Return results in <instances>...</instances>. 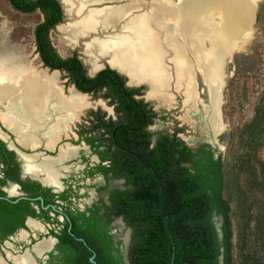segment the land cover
<instances>
[{"label":"trees","instance_id":"trees-1","mask_svg":"<svg viewBox=\"0 0 264 264\" xmlns=\"http://www.w3.org/2000/svg\"><path fill=\"white\" fill-rule=\"evenodd\" d=\"M8 2L16 11L41 13L42 20L35 25L33 35L43 65L62 71L77 90L102 97L114 106L116 119L100 108L87 113L91 125L85 130L94 133L86 137V142L92 147L105 146L106 151L99 153L103 159H110L108 170L129 184L125 190L111 191L103 215H121L131 227L129 264H220V255L222 264H233V194L220 158L215 160L209 154L206 160L192 159L191 149L167 134L159 135L151 145L153 133L146 127L156 113L150 102L140 97L144 86L127 85V78L108 65L90 75L77 54L63 57L53 46L50 31L62 21L64 12L58 0ZM229 138L230 150H234V143L241 149L231 170L236 208L242 213L251 192L259 189L264 195V91L255 104L253 117L232 129ZM241 179L247 181L242 185L246 189L239 186ZM255 203L250 201L245 208L243 233L247 232L248 240L253 239L254 248L246 253L244 264H264V206L253 212ZM215 211L222 215L221 240L213 220ZM85 219L86 228H78L74 221L73 229L95 250L97 264H120L109 245L107 221L91 224L90 218ZM76 244L66 251L65 264H91V252L80 242Z\"/></svg>","mask_w":264,"mask_h":264},{"label":"flooded vegetation","instance_id":"flooded-vegetation-1","mask_svg":"<svg viewBox=\"0 0 264 264\" xmlns=\"http://www.w3.org/2000/svg\"><path fill=\"white\" fill-rule=\"evenodd\" d=\"M58 1L60 3V0ZM100 4L104 3L96 5ZM114 5L117 4L111 6ZM170 74V88H175L172 68ZM194 78L195 91L191 100L187 101L185 93L178 90L183 96L178 114L190 124L196 135L194 139H198L199 143H187L179 135L181 129L178 128L173 132L152 131L150 126L162 115H159L150 103L156 113L153 122L146 127L153 133L150 137L151 145L159 135L167 134L182 140L191 149L192 159L201 157L206 160L205 156L210 154L213 159L220 158L223 162V155L219 152L221 140L229 138L232 130L222 133L224 127L217 140L214 138L217 131L211 122V92L199 70H196ZM140 86H144V94L146 86ZM68 89L69 87L66 88L67 93L64 96L68 95ZM169 99L166 102L159 99L160 104L166 108L171 107L172 101ZM110 106V117L116 119L114 106ZM84 110H80L77 116L73 114L64 118L59 123L54 121L56 116L52 115L54 119L46 121L39 130L31 132L26 125L21 126L18 121L17 115L25 114L20 103L10 108L8 102H0V264H65L68 256L66 251L70 252L72 246L77 245L76 242L85 246L75 238L84 237L73 229L76 224L78 228H86L85 217L91 219V224L107 221L105 228L110 236L111 251L120 264H129L131 227L121 215L111 213L108 218L103 216L110 204L111 191L125 190L129 184L124 177L108 170L110 159H103L99 153L106 151L105 146L92 147L86 142V137L91 136L94 131L85 130L88 129L87 126L76 128L75 131L69 129L74 121H78ZM70 117H73L74 121L68 124ZM59 118L61 117L57 119ZM222 118L225 125L223 112ZM187 164L190 165V162ZM94 216L98 219H93ZM120 228L125 231L124 234ZM85 241L87 242L86 239ZM66 242L70 245H65Z\"/></svg>","mask_w":264,"mask_h":264},{"label":"bare ground","instance_id":"bare-ground-1","mask_svg":"<svg viewBox=\"0 0 264 264\" xmlns=\"http://www.w3.org/2000/svg\"><path fill=\"white\" fill-rule=\"evenodd\" d=\"M75 1L78 15L73 23L75 37L106 33L102 37L94 36L87 43V49L92 55L111 57V66L131 79L138 77L140 62L152 54L148 71L157 70L156 76L163 77V80L152 81L151 87L153 94L164 102L170 98L165 90L170 87L171 68L175 88L185 93L187 101L194 95V77L199 70L211 92L212 125L217 132L221 130L218 104L222 86L220 63L238 37L247 35L255 0H181L178 8L171 7L167 0H152L151 4L142 0H117L120 4L88 10V3L114 0ZM75 3L64 0L65 12L70 14ZM215 14L220 18L216 23L209 20ZM206 40L210 42L209 46ZM17 61L0 60V102H8L10 108L16 103L21 104L25 114L17 115V118L28 131L39 130L53 118L52 115L56 116L53 119L57 123L73 114L77 116L86 106L85 95L70 90L67 97L62 96L53 74L56 71L43 79V72L26 73L28 66ZM59 116L61 118L57 119Z\"/></svg>","mask_w":264,"mask_h":264},{"label":"rangeland","instance_id":"rangeland-1","mask_svg":"<svg viewBox=\"0 0 264 264\" xmlns=\"http://www.w3.org/2000/svg\"><path fill=\"white\" fill-rule=\"evenodd\" d=\"M63 1L64 0H62V7L64 9ZM70 1L73 3L76 2L75 0ZM106 2L107 1H103L102 3ZM256 2H258V6L256 9V20L253 24L252 35L249 38L244 49L236 52L233 58L231 60H228L225 65L226 82L223 91L224 97L222 103V112L226 126L222 123L220 117V122L222 123L221 130H223V128L225 127L222 133L231 131L237 126L247 123L253 117L255 104L258 102V98L262 91H264V0H255V3ZM114 3L120 4V2L117 0L107 2V4ZM75 10L77 11L76 3L72 5V12L70 14L66 13L64 10L62 21L59 22L50 31V38L53 46L61 56L66 57L74 53L77 54L84 62L88 73L90 75H93L97 71V69L104 67L108 63L111 65V57H109L108 55H92L87 49V43L94 36L102 37L105 36L106 33L100 32L99 34H90L91 36L89 35L75 37L76 30L75 28H73V23L76 19H78ZM41 20L42 15L38 10L32 13L19 12L11 7L8 0H0V60L10 63L13 59H16L20 61V63L28 66V70L26 73L38 74L40 72H43V79L55 74L57 78V86L60 88L61 94L65 98L69 95L68 94L67 96H64L65 93H67L66 88L71 86V84L65 77V74L62 71L51 74L47 73L45 70L40 69L42 67V64L35 50L33 29L35 25ZM209 20L216 23L220 20V18L218 14H215V16ZM248 35L249 32L246 36ZM205 42L207 43V46L210 45V42L208 40H206ZM152 56V54H148L145 59L140 62L138 74L143 77H149L151 81L161 82L163 80V77L156 76L157 73H159L157 70H153L152 72L148 71L149 62L153 58ZM199 63L200 61L197 62V64ZM220 70L222 76L221 81L223 83L224 58H222L221 60ZM62 89L64 90V94ZM70 90H72L71 87L68 89V93H70ZM146 93L147 87L145 88V92L142 95V98L152 103L159 115H162V117L160 116L159 118H157L150 126L152 131L156 132L163 130L173 132L178 128L181 129L179 135L184 140L192 145L199 143L197 142L198 139H194L196 135L190 124L187 121L181 119L178 115L179 109H176L175 107L166 108L162 105H157L154 99L146 97ZM154 95L156 96V98H158L156 94ZM85 98L86 106L84 108H87L84 110L78 121H74V124L69 126L70 130L75 131L76 128H83V126H87L89 128L91 123L90 121H87V113L92 109L95 110L97 108H100L104 110L108 116H111V112L108 111L111 106L108 104V101L106 99L92 95H89L88 98L85 96ZM218 104H220V93L218 94ZM82 110L83 109H81V111ZM68 135H70V133H68ZM68 135L66 134V136ZM224 139L225 140H221L219 152L223 155L224 169L228 174L227 176L229 177L228 189L229 192L231 191L233 194L230 202L233 264H244L246 253L252 251L254 248L251 241L253 239L248 240V238H246L245 236L247 232H245V234L243 233L246 219L245 208L248 207V202H254L256 200V203L252 208V211L256 212L257 208H259L261 205L264 206V195L262 191L256 189L251 192V194H249L248 202L244 205L245 208L243 209L244 211H242V213L239 208H236V197L234 196L233 191L235 185L233 182L234 177L231 168L232 164L235 162V158L241 152V149L238 148L237 144L234 143L236 142V139H234V150H230V138ZM261 156L264 158V150L261 152ZM244 176L245 175H243V178ZM246 184L247 181H245L244 179H241L239 181V186H244ZM243 186L242 188L246 189ZM225 192L228 193V190ZM217 212L218 211L214 212L213 220L218 232L219 239L221 240L222 215ZM120 229L121 233L124 234L125 231L122 230V228ZM222 260L223 257L221 255L220 264H222Z\"/></svg>","mask_w":264,"mask_h":264},{"label":"water","instance_id":"water-1","mask_svg":"<svg viewBox=\"0 0 264 264\" xmlns=\"http://www.w3.org/2000/svg\"><path fill=\"white\" fill-rule=\"evenodd\" d=\"M144 2H146V3H148V4H151L150 3V1H152V0H143ZM112 2V1H111ZM167 2H169L170 3V6L171 7H174V8H178L179 7V4L181 3V0H167ZM60 3H61V5H62V0H60ZM122 3H124V2H122ZM148 4H146V5H148ZM106 5H109V6H111V5H113V4H107V3H104V4H100V5H96V4H91V3H88L87 5H86V7H88V8H95V7H100V6H106ZM257 6H258V2H256L255 3V7H254V10H253V13H252V16H251V21H250V24L247 26V31L249 32V35L248 36H243L242 34L238 37V39L236 40V42H235V44L234 45H232L229 49H228V51H227V53H226V55H225V58H224V71H225V65H226V62L228 61V60H231L232 58H233V56H234V54L236 53V52H239V51H241L242 49H244V47L246 46V44H247V42H248V40H249V38L251 37V35H252V29H253V24H254V22H255V20H256V9H257ZM87 8V9H88ZM84 63V62H83ZM41 64H42V67L40 68V69H43V70H45L47 73H52V72H59V70H57V69H49L47 66H45V65H43V63L41 62ZM109 65V64H108ZM110 66V65H109ZM111 68H114V69H116L120 74H122V75H124L126 78H127V81H126V83H127V85H129V86H140V85H145L146 87H147V93H146V97H149V98H152V99H154L155 101H156V104L157 105H161L160 104V101H159V99H157L156 98V96L153 94V90H152V87H151V84H152V81L149 79V77H147V76H145V77H143V76H138L137 78H135V79H130L129 77H128V75L127 74H125V73H123L121 70H119L118 68H115V67H113V66H110ZM100 69V68H99ZM99 69H97V70H99ZM225 74V73H224ZM225 79L223 80V83H222V86H221V88H220V104H219V113H220V117H221V121L223 122V118H222V103H223V97H224V93H223V91H224V86H225ZM71 88H72V90L74 91V92H76V93H78V94H80V95H85L87 98L89 97V94L88 93H84V92H81V91H79V90H77L75 87H74V85H71ZM63 90V89H62ZM64 91V90H63ZM165 91H167V93H168V95L170 96V98L172 99L171 101H172V103H171V107H175L176 109H179V111H180V107H181V105H182V99H183V96H182V94H181V92H178V90H176L174 87H167L166 88V90ZM179 115V114H178ZM72 121H74L73 120V117H70L69 119H68V124L69 123H71ZM219 135V132H217V133H215L214 134V138L217 140V136ZM186 141V140H185ZM187 142V141H186ZM187 143H189V142H187ZM69 231H70V229H69ZM70 234L71 235H73V233L70 231ZM75 238L77 239V240H79V241H81L90 251H91V255L89 256V261L91 262V264H97V262H96V260H95V255H96V253H95V251H94V249H92L88 244H87V242L85 241V239L84 238H82V237H76L75 236ZM221 256V255H220ZM121 264H123V263H121Z\"/></svg>","mask_w":264,"mask_h":264}]
</instances>
